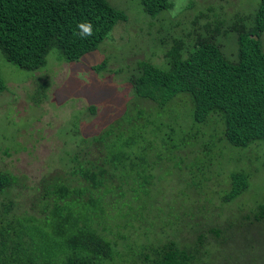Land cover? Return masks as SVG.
Returning <instances> with one entry per match:
<instances>
[{"label":"trees","instance_id":"trees-1","mask_svg":"<svg viewBox=\"0 0 264 264\" xmlns=\"http://www.w3.org/2000/svg\"><path fill=\"white\" fill-rule=\"evenodd\" d=\"M139 3L150 16L172 7ZM214 14L199 12L179 36L164 28L162 47L128 67L124 80L140 99L84 139L94 150L71 155L74 181L45 180L41 216H10L14 202L3 204L0 264H264V0L251 14ZM126 20L109 0H0V52L29 71L47 66L54 49L60 62L78 61ZM80 22L92 36L74 34ZM230 33L236 56L224 51ZM166 160L171 186L154 180ZM18 179L0 170V196Z\"/></svg>","mask_w":264,"mask_h":264},{"label":"rangeland","instance_id":"rangeland-1","mask_svg":"<svg viewBox=\"0 0 264 264\" xmlns=\"http://www.w3.org/2000/svg\"><path fill=\"white\" fill-rule=\"evenodd\" d=\"M109 1L125 11L128 20L119 21L99 49L78 61L60 62L54 49L48 56L47 66L29 71L10 63L0 52V72L7 83V89L0 92V170L19 177L17 183L0 196V211L4 203L14 202L10 216L42 215L40 195L46 179L61 174L74 181L75 177L69 173L70 168L73 169L72 163H68L71 155L81 146H90L87 142L88 145H82L86 137L102 132L124 114L133 99H140L124 78L128 76V67L131 69L134 61L142 59L149 47H162L164 28L168 34L179 36L184 23L194 27L192 23L199 12L215 13L229 20L236 13L255 12L261 0H194L195 3L168 0L172 7L156 16L147 14L139 0ZM158 30L162 33H157ZM236 37L235 33H230L223 39L224 51L230 56L238 53ZM105 58L110 62L109 68L99 73L94 67ZM161 59L159 56L157 61ZM119 68L123 69L121 73L115 71ZM91 106H95L93 110ZM184 125L192 128V119H183ZM92 146L88 149L94 150ZM166 161L169 163L155 165L154 180L171 186L176 183L170 167L173 162ZM261 165L264 168L263 161ZM260 175L264 180L262 168ZM153 195L157 197L160 193ZM110 211L112 216L117 213L113 207ZM120 249L125 251L123 241Z\"/></svg>","mask_w":264,"mask_h":264},{"label":"clouds","instance_id":"clouds-1","mask_svg":"<svg viewBox=\"0 0 264 264\" xmlns=\"http://www.w3.org/2000/svg\"><path fill=\"white\" fill-rule=\"evenodd\" d=\"M78 32L74 33L81 38H87L93 35V25L90 22H80L77 25Z\"/></svg>","mask_w":264,"mask_h":264}]
</instances>
